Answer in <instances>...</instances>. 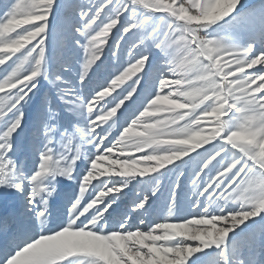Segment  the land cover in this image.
<instances>
[{
  "label": "snow or ice",
  "instance_id": "6c2138e0",
  "mask_svg": "<svg viewBox=\"0 0 264 264\" xmlns=\"http://www.w3.org/2000/svg\"><path fill=\"white\" fill-rule=\"evenodd\" d=\"M241 3L0 2V264H264V4Z\"/></svg>",
  "mask_w": 264,
  "mask_h": 264
},
{
  "label": "rangeland",
  "instance_id": "374dc122",
  "mask_svg": "<svg viewBox=\"0 0 264 264\" xmlns=\"http://www.w3.org/2000/svg\"><path fill=\"white\" fill-rule=\"evenodd\" d=\"M0 2H3V0H0ZM262 4H264V0H242V3L240 5V7L237 9V12H241L242 10H248V9H257L259 8ZM235 15V13L233 14ZM232 28L231 25L225 23L223 29H221V31H230ZM259 26L256 27V32H257V36L259 33ZM237 31L241 32L243 34V38H242V43L247 45V43L252 40L255 39L257 37H254L250 34L249 28L248 26H242L237 28ZM8 63H11V61H6V64L3 66H0V70H2L3 68H5L7 66ZM250 71H254V70H250ZM0 75H2V71H0ZM135 78V77H133ZM127 83H130V81H125L124 84L120 85V88L117 89V91H120L123 87H126ZM9 91H15V89H8L6 90L4 93H0V98H3L5 96H7ZM115 94V93H113ZM141 129H134V131H139ZM209 145H205V147H208ZM197 151H203V148H199L197 149ZM192 155H195V153H191ZM138 157L141 155L139 153L136 154ZM106 166V165H105ZM171 165H169L170 167ZM162 170H166V169H162ZM103 179V177H102ZM97 181H93V183H96ZM251 222V221H249Z\"/></svg>",
  "mask_w": 264,
  "mask_h": 264
}]
</instances>
